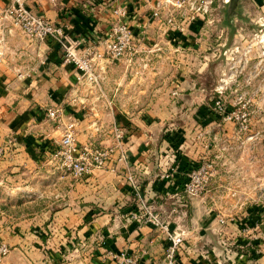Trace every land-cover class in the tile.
<instances>
[{
	"label": "crops",
	"instance_id": "1",
	"mask_svg": "<svg viewBox=\"0 0 264 264\" xmlns=\"http://www.w3.org/2000/svg\"><path fill=\"white\" fill-rule=\"evenodd\" d=\"M8 2L0 0V143H5L7 138L11 141L7 142L6 153L0 160V177L20 170V173L26 172L31 178L26 188L36 186L34 189L53 192L47 204L43 199L42 210L32 216L11 223L0 220V236L10 245V254L61 257L68 247L78 249L72 247L76 241L87 243L86 248L91 256L89 264H116L107 253L109 249L134 255L138 264H165V236L150 224H138L128 218V212L135 208L138 193L127 184L121 161L114 159L105 167L95 169L86 178L76 179L69 171L66 174L61 168H52L53 159L47 150H42L43 147H55L56 142L59 143L62 127L50 120L46 111L48 107L61 103L64 105L65 119L74 122L78 143L110 142L112 123H117L124 130L123 144L130 167L144 179L147 174L149 176V168L159 164L156 177L159 185L155 190L158 198L167 194L175 195L177 199L179 195L184 198L183 177L191 165L189 157L183 152L171 151L176 143L168 147L171 152L167 155L153 154L168 145L162 137L174 133L162 128L157 133L155 128L161 121L149 114L157 109L162 110L163 105L148 103L142 99L144 89L140 86L130 88L126 83L131 77L139 80L143 76L129 70L139 69L136 63H141V55L146 53V47L149 48L148 32L159 27V22L163 20L165 1L25 0L33 11L62 24L68 40L78 52L96 42L105 27L117 19L112 12L113 7L126 6L128 12L124 19L131 27L136 43L143 49L138 53L141 58L137 56L127 64L95 55V70L101 76L98 85L86 79L78 81L75 67L63 62L56 45L28 38L10 18L3 17L2 11ZM157 3L162 8L160 15L154 16ZM102 50V45L98 44L96 51ZM124 70H128L132 76L124 73ZM120 80L124 83L116 86L115 82ZM159 90L167 94L176 92L173 89ZM158 136L161 141L157 139ZM21 164L28 168L21 170ZM20 173L14 176H20ZM40 176H46V180L43 178L42 181ZM67 178L70 179L69 183ZM39 181H42L41 186L46 181V187L38 188ZM16 186L21 187L22 184L18 182ZM147 189L148 185L142 181L139 194L145 200ZM195 201H189L191 211ZM182 205L187 206V203ZM177 210L169 217L171 226L179 227V222L186 223L187 238L191 234L194 236L193 229L188 225L196 221L195 217H187V211L181 207ZM254 220L257 218L254 217ZM227 222L233 221L220 224L219 233L216 232L218 240L227 239L228 230L235 234L233 241L240 244L250 239L240 235L243 234L241 230H244L245 221L239 224L234 222L235 225H228ZM177 226L174 228L177 229ZM200 231L203 241L209 240L210 234L205 229ZM190 240L177 255L179 264H218L208 245L204 243L201 251L195 252L194 238ZM223 247L230 264H264L262 254L261 257H258L259 254L252 257V254L245 252L235 254L230 248ZM58 263L61 264L60 258Z\"/></svg>",
	"mask_w": 264,
	"mask_h": 264
},
{
	"label": "rangeland",
	"instance_id": "2",
	"mask_svg": "<svg viewBox=\"0 0 264 264\" xmlns=\"http://www.w3.org/2000/svg\"><path fill=\"white\" fill-rule=\"evenodd\" d=\"M164 1V23L159 22V27L148 32L149 48L141 55L143 58L136 55L143 59L136 63L139 69L129 70L143 76L139 80L131 77L126 83L130 88L144 89L142 99L148 103L163 105L162 110L149 113L161 121L155 128L157 133L160 128L174 131L172 136L162 137L168 145L154 151V156L183 152L190 159V167L210 163L212 176L206 188L193 197L179 195L177 199L167 194L158 198L155 190L159 185L156 177L160 165L153 164L144 179L131 169L141 186L142 181L148 185L146 201L170 225V215L177 213L180 207L187 211V217H195L196 221L188 225L194 236L187 238L186 223L174 226L183 231V247L194 238L195 252H199L205 243L218 264H230L223 246L235 254L245 252L261 257L260 254L264 255V0ZM168 17L172 18L171 22ZM124 73L132 76L128 70ZM115 83L120 86L124 81ZM162 88L176 92L162 93L159 90ZM56 143L55 147L42 150H47L51 156ZM172 143L176 144L170 151L168 147ZM51 158L52 168H61L68 174L58 159ZM23 168L28 167L21 164V170ZM19 171L0 177V220L4 223L32 216L42 210L43 199L47 204L53 197V192L34 189L36 186L26 188L31 178ZM15 173L20 176H14ZM43 178L46 180V176H40L42 181ZM42 181L38 188L46 187V181L41 186ZM18 182L21 187L16 186ZM192 199L196 201L191 211L189 201ZM219 216L233 221L227 222L228 225L245 221L240 235L250 239L240 244L233 241L235 234L228 230L229 237L218 240ZM202 229L210 234L206 242L201 236ZM86 245L74 241L72 247L78 249L68 247L61 257L13 256L9 252L0 259V264H59L58 258L61 264H89L91 256Z\"/></svg>",
	"mask_w": 264,
	"mask_h": 264
},
{
	"label": "built area",
	"instance_id": "3",
	"mask_svg": "<svg viewBox=\"0 0 264 264\" xmlns=\"http://www.w3.org/2000/svg\"><path fill=\"white\" fill-rule=\"evenodd\" d=\"M161 8V4L157 3L153 15L158 16ZM112 12L117 19L105 27L103 34L96 39V42L79 52L68 40L62 24L55 23L33 11L26 5L25 0H9L3 8L2 16L10 18L12 23L18 26L28 38L56 45L61 52L63 62L70 63L75 67L78 81L86 79L88 82L98 85L101 76L95 70V55L129 64L142 50L135 41L131 27L124 19L128 12L126 6H115ZM167 20L171 22L172 18L168 17ZM98 44L102 45V52L96 51ZM46 114L50 120L62 127L59 143L52 151L51 156L58 159L74 178H86L95 169L105 167L114 159L122 162L127 184L130 189L138 193L135 208L128 212V218L135 220L138 224H150L161 232L167 240L164 249L165 264H178L177 255L184 243L183 231L172 227L169 221L155 211L151 204L139 194L141 185L127 162L122 127L115 122L112 124V140L108 144L97 146L92 142H87L80 145L76 138L74 122L65 119L63 104L48 107ZM9 141L11 140L7 138L5 143H0V160L6 153ZM211 176L210 163L202 162L190 167L183 181V195L190 198L201 193L206 188ZM218 221L225 223L227 220L219 216ZM9 252L10 245L0 236V259ZM107 253L115 260L116 264H138L134 255H129L123 250L109 249Z\"/></svg>",
	"mask_w": 264,
	"mask_h": 264
}]
</instances>
